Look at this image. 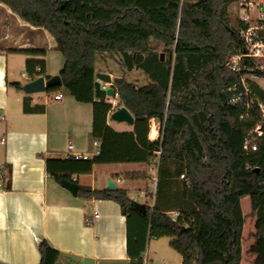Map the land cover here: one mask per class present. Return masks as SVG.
I'll return each instance as SVG.
<instances>
[{
	"label": "trees",
	"instance_id": "16d2710c",
	"mask_svg": "<svg viewBox=\"0 0 264 264\" xmlns=\"http://www.w3.org/2000/svg\"><path fill=\"white\" fill-rule=\"evenodd\" d=\"M238 1L0 0L25 23L47 31L63 55V86L48 92L62 91L93 107L91 141L100 143L99 154L87 160L73 155L50 159L48 174L60 184L78 183L74 177L91 174L96 165L152 166L157 182L154 205L147 207L145 217L149 238H169L182 264L242 263V200L247 197L256 218L250 253L253 264H264V115L249 83L245 101L256 103L250 109L230 104L233 89L243 91L244 78L264 79V72L247 60L239 73L227 67L242 48L238 25L231 26L228 14ZM109 60L122 72L109 88L119 106L134 115L132 133H117L107 123L112 104L96 74L112 73ZM25 70L32 77H47L45 61L28 60ZM133 73L144 84L130 81ZM14 86L23 92L24 85ZM31 101L24 96L25 113L44 112V106L32 107ZM152 120L161 124L155 141L149 139ZM259 124L263 137L258 151L247 152L246 138ZM79 196L114 200L127 217L136 212L123 189L79 186ZM39 250V264H60L63 259L46 241ZM144 254L141 250L131 264H145Z\"/></svg>",
	"mask_w": 264,
	"mask_h": 264
},
{
	"label": "crops",
	"instance_id": "0c3cea01",
	"mask_svg": "<svg viewBox=\"0 0 264 264\" xmlns=\"http://www.w3.org/2000/svg\"><path fill=\"white\" fill-rule=\"evenodd\" d=\"M56 48L47 31L25 23L0 5V117H5L4 122L0 120V264H39L43 241L63 256L60 264H131L141 250L147 249L148 220L136 212L124 216L114 200L75 197L47 172L50 159L93 153L92 105L64 95L60 101L53 98L56 103L47 106L31 97L32 107L44 106L45 110L25 113L24 95L14 86L22 84L19 77L28 60L44 61L43 56L24 51ZM247 79V86L251 85L264 107L263 85ZM110 116L107 123L115 132H133L134 126L116 123ZM153 121L158 127L157 140L161 124L152 120L150 132ZM153 170L145 164L96 165L91 174L74 180L82 187L106 190L111 179L117 189L126 190L134 199L130 193L140 192L143 197L151 176L156 174ZM251 259L247 264H253L255 257Z\"/></svg>",
	"mask_w": 264,
	"mask_h": 264
},
{
	"label": "rangeland",
	"instance_id": "374dc122",
	"mask_svg": "<svg viewBox=\"0 0 264 264\" xmlns=\"http://www.w3.org/2000/svg\"><path fill=\"white\" fill-rule=\"evenodd\" d=\"M253 1V0H252ZM3 5V4H0ZM4 7H7L3 5ZM228 14L231 26L233 28H237L238 20H239V7L238 2L230 5L228 8ZM45 48H47V43L44 42ZM159 52L162 53V48H158ZM44 61L46 62L47 66V77H55L58 76L63 68L64 65V57L63 55L57 51L56 49H50L47 50L46 55L43 56ZM108 69L112 71V79H114L117 76H122V72L120 71V68L117 64L113 63L109 60L108 63ZM99 66L97 69H99ZM25 69L22 70V73H24ZM20 83L23 85L26 84V81L23 77H19ZM128 78L130 81L135 82L136 84H144V80H142L141 76L139 74H129ZM249 79L255 80L257 83H260L264 87V79L263 78H257L255 76H248ZM60 93H63L62 91H59ZM22 94L25 96L26 94L22 92ZM56 92H45V93H39L31 95L30 97H33L36 101L39 100L42 103H45L47 106L53 105L56 103L53 98L55 96ZM108 100H110L108 98ZM113 100V103L118 104L116 107L117 109L121 108L122 106H119V100L117 97L111 98ZM111 103V102H110ZM90 108V106H88ZM116 109V110H117ZM154 121L151 123L153 124ZM95 151V149H93ZM93 151V152H94ZM182 179V178H181ZM116 180V178H114ZM156 174L154 176H151L150 181L148 182V185L144 191L143 197H140V192H131L130 195L134 199H131L134 202L145 204L147 207H152L155 202V189H156ZM127 181H124L123 184H126ZM122 183H117L119 187L123 185ZM242 201V208L244 215L246 217V225L243 232V260L241 264H247L252 262V254L250 253V248L254 243L253 238L251 235L255 233V223L256 218L252 215V208H251V202L250 198H245ZM170 239L169 238H161V239H150L147 241V249L145 250L144 257L146 259V264H182V258L180 254L175 251L170 246Z\"/></svg>",
	"mask_w": 264,
	"mask_h": 264
},
{
	"label": "built area",
	"instance_id": "2783aa9c",
	"mask_svg": "<svg viewBox=\"0 0 264 264\" xmlns=\"http://www.w3.org/2000/svg\"><path fill=\"white\" fill-rule=\"evenodd\" d=\"M239 20H238V31L242 42V48L234 54L228 61L227 67L230 68L233 72L239 73L242 70L244 61H253L257 66V69L264 72V0H239ZM41 69L37 68V72H40ZM22 77L25 79L26 83L39 79L40 77L30 76L29 73L25 70L22 74ZM243 91L237 92V89L234 88L236 94L231 98L230 104H245L248 109L253 106L256 102L254 100H247L250 96V89L246 84V78L242 80ZM110 86L108 84L102 83V88L108 90ZM63 95L60 92H57L54 96L55 101L62 100ZM112 104V111L110 114L115 111L118 104ZM259 109L264 115V107L258 103ZM109 114V115H110ZM108 115V116H109ZM0 120L5 121V117L1 116ZM263 137V130L261 124H259L252 132H250L245 141V150L247 152H256L258 151V140ZM95 151L92 154H75L73 155L76 159H90L93 156L99 154L100 143L94 141L93 143ZM68 149L73 150V146L69 145ZM156 172V170H153ZM0 175H3V170L0 169ZM181 178H184L182 175ZM121 180H118L120 182ZM174 216H177L176 213H173ZM95 218H99V215H95Z\"/></svg>",
	"mask_w": 264,
	"mask_h": 264
},
{
	"label": "water",
	"instance_id": "95a60500",
	"mask_svg": "<svg viewBox=\"0 0 264 264\" xmlns=\"http://www.w3.org/2000/svg\"><path fill=\"white\" fill-rule=\"evenodd\" d=\"M162 61H164V54L161 55ZM97 80L101 83L108 84L109 86L112 85L113 79H112V74L109 73H97L96 74ZM63 82L62 78L60 75L47 78V77H40L37 80L31 81L26 83L23 86V92L28 95H34V94H39V93H45L53 88H58L62 87ZM107 96L109 99L113 98L114 96V89L109 88L107 90ZM111 120L116 122V123H126L129 126H134L135 124V117L134 115L130 112L129 109L126 107L122 106L121 108L113 111V113L110 116ZM61 186L65 188L66 190L70 191L72 195L75 197L78 196L79 194V185L75 182H70L67 180H62L61 181ZM107 191H115L117 190L116 183L109 179L107 182ZM132 208L142 215L143 217L147 216V205L145 204H140L137 202H132L131 203Z\"/></svg>",
	"mask_w": 264,
	"mask_h": 264
},
{
	"label": "bare ground",
	"instance_id": "6f19581e",
	"mask_svg": "<svg viewBox=\"0 0 264 264\" xmlns=\"http://www.w3.org/2000/svg\"><path fill=\"white\" fill-rule=\"evenodd\" d=\"M149 137L153 140H155L158 137V127L155 123L151 125V132Z\"/></svg>",
	"mask_w": 264,
	"mask_h": 264
}]
</instances>
